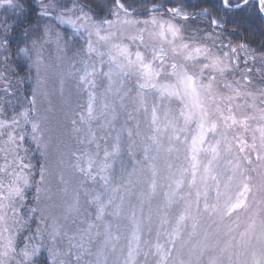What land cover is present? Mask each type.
Instances as JSON below:
<instances>
[{
	"label": "rangeland",
	"instance_id": "1",
	"mask_svg": "<svg viewBox=\"0 0 264 264\" xmlns=\"http://www.w3.org/2000/svg\"><path fill=\"white\" fill-rule=\"evenodd\" d=\"M33 1L31 8L35 7L36 24L21 32L23 43L16 50L27 61L32 72V82L29 77L24 79L30 85L29 97L26 94L27 86L20 83L12 89L5 82L4 77L10 67L6 57L11 51H8L3 41L12 23H15L10 19L11 16L21 13L19 9L0 6V122L5 125L0 128V168H4L6 163L8 165L7 172H0V182L4 184V188H0V195H7V187L14 178L8 173L21 172L29 180L28 185H20L23 199L14 197L0 201L6 206L12 204L16 209L13 212L12 208L6 207L0 213H6L5 221L0 222V251H3L9 238L14 242L16 237L26 233L24 242L28 244L29 250L34 245L40 247L38 256L34 258H44L48 264H59L68 259L64 255L68 241L63 233L75 234L79 241L78 230L87 229L89 223H94L100 225L99 229H92L94 242L91 251L94 255L85 256L84 260L95 261V253L101 249L104 237H96L94 233L97 230L103 233L104 226L108 224L111 232L120 239L114 251L111 248L103 250L101 259L106 257V264H125L129 241L133 240L134 233L140 239L131 264H156L158 256L154 254L155 245L165 242L167 237L163 233L171 231L177 218L185 214L189 219L184 221L183 240L188 242L183 248L181 242H177L171 260L184 259L187 264H209L210 260H216L217 264H253V254L255 259H259L264 253L259 229L260 221L264 219V193L259 188L264 181V159L257 160L256 157L258 154L264 157V151L259 149L258 131L264 127V119L261 118L264 116V98L260 96L261 91H264V54L255 53L245 44L214 30L217 26L213 23V28L210 27L206 10L191 14L178 7L167 9L160 5H148L137 10L128 8L126 4L123 9L117 10L116 3H111L110 8H107L110 11L108 16L99 19L77 0H56L55 3L53 0ZM21 2L25 5V13L27 3L25 0ZM41 3L49 5V16L38 14ZM170 9H178L180 14ZM60 14L65 19L76 20L77 27H83L77 31L71 24L60 23L55 19ZM185 15L188 19H184ZM102 20L114 23L109 26L101 24ZM168 25L177 30L175 36L169 31ZM97 27H100L101 35H115L110 36L108 41H101L95 34ZM88 32L92 33L91 37ZM89 40L95 49L90 54L87 52ZM33 41L37 42L35 47ZM114 44L127 47L128 58L121 56L113 48ZM198 47L202 50L198 58L195 61L186 59L189 54L196 56L194 50ZM21 48H28L29 51L20 52ZM231 48L237 51L232 53ZM137 51L142 53L145 63H151L153 69H159L163 61L164 67L170 72L171 64L175 63L177 71L187 69L190 74H196L198 85L211 83V93L220 104L224 116L229 114L227 109L231 106L237 119L247 118L248 130L244 131L240 125L226 128L223 120H220L218 131L215 134L207 133L203 144L197 143L198 151L193 161L192 140L200 135V129L196 119L185 124L180 115L182 110L188 111L184 105L191 106V100L186 99L182 103L178 97H170L166 92L161 94L165 85L169 86V90L175 88L182 91L183 86L176 77L162 74L151 81L157 85L156 88H140V84L145 81L138 65L126 67L123 73L128 74L114 75L111 83L103 75L110 67L115 69L116 63L127 65V59L135 62ZM224 52H229L230 60L223 57ZM110 54L116 57L115 62L110 61ZM205 56L208 59H204ZM216 58L222 59L227 65L225 71L221 73L218 68L209 67L201 77L199 74L203 65L211 64ZM85 61L95 65L97 73L96 88L93 89L96 95L95 120H87L88 93L79 84ZM245 76L250 82L245 81ZM229 84L231 88L226 87ZM233 89L240 94L237 96ZM33 96L35 105L31 103ZM229 96L234 97L230 102L227 100ZM201 99L214 111V104L206 99L203 89ZM105 105L108 106L106 109ZM153 108L157 116L155 125L152 123ZM25 111L29 113L30 122H25L21 115ZM81 115L85 116V122H81ZM13 118L19 124H12ZM32 122L39 125L36 131H33ZM228 123L231 124V121ZM9 134L15 138L14 143L8 142ZM153 135L157 137V143L149 139ZM174 135L180 139H172ZM34 136L36 139H33ZM117 136L119 155L109 158L108 162L112 165L109 169L112 184L120 185L121 191L106 210L104 221H96L95 205L88 201L96 192L103 191L101 182L90 180L79 171L77 164L86 167L84 153L99 151L100 155L96 159L102 160L104 150H112ZM253 136L256 137L257 149L254 151L246 147L245 152L241 153L239 139L251 144ZM217 140L220 141L219 156L212 160L211 173H206L205 166L211 159L210 151L206 150L215 145ZM245 156L251 159V164L244 160ZM237 162L241 163V170L252 177L249 181L252 193L247 209L226 216L223 215V207L229 196L235 199L240 182L239 172L229 179L233 177ZM21 163L29 167L21 171ZM193 163L197 164L195 183H192ZM212 176L217 179L213 180ZM177 182H182L179 187ZM206 190L208 212L204 211ZM28 192H32L30 196ZM217 192L220 193L219 198ZM77 197L80 211L70 212L69 206ZM213 204H218L220 211H212ZM117 212L118 215L115 214ZM192 217L195 218L196 229L189 239V234L193 233ZM252 219L256 220L257 227L246 232ZM54 228H59L61 233L55 244L49 235ZM29 230H32L31 236L27 235ZM158 232L161 233L159 238ZM29 237L32 239L27 240ZM205 243L208 247L202 256H189V250L199 251L200 245ZM25 244L19 250L15 248L21 257ZM49 249H54L55 255Z\"/></svg>",
	"mask_w": 264,
	"mask_h": 264
},
{
	"label": "snow or ice",
	"instance_id": "2",
	"mask_svg": "<svg viewBox=\"0 0 264 264\" xmlns=\"http://www.w3.org/2000/svg\"><path fill=\"white\" fill-rule=\"evenodd\" d=\"M56 0H53V3H55ZM117 10L123 9L125 6L120 2V0H115ZM221 4L225 10H233V9H241L243 7H246L250 4V0H221ZM2 5H7L13 9H19L20 13L23 14V10L25 8L24 3L21 2V0H0V6ZM256 5L258 6V10L261 13H264V0H256ZM40 12L38 13L42 17H47L50 15L49 12V5L41 3L40 5ZM169 11H172L173 13L179 15V10L178 9H170ZM56 20H58L60 23H67L71 24L74 28L79 31L80 27H83V25H80L77 27L76 20H73L71 18L65 19L63 14H60L55 17ZM77 19H80V17H77ZM184 19H188V16L185 15ZM155 23V21H153ZM101 24H107L111 26L114 22L111 20H102L100 22ZM213 25L217 27H222L219 21L213 20L212 21ZM169 31L172 32L173 36L176 35V29L172 25H168ZM47 31V30H46ZM99 40L101 41H108L110 36H114L115 33H110L108 35H101L100 34V27L96 28V33ZM89 37H91L92 33L88 32ZM57 39L59 40V33H57ZM132 39H135V37H132ZM4 44H7L8 41L5 39L3 41ZM36 41H33V46L35 47ZM185 48L188 47V45H184ZM224 47H228L227 45H224ZM241 48L244 47V45H240ZM113 48H115L119 54L125 58H128L129 52L127 47H123L119 44H114ZM95 49L92 46L91 40L88 41L87 44V52L90 54L94 51ZM20 52L27 53L29 51L28 48H21L19 49ZM195 53L197 54L196 56H193L189 54L186 59L189 60H196L198 56L201 54L202 50L201 48H196ZM230 51L232 53H235L237 51L236 48H231ZM99 55H103V53H98ZM136 60L135 62L132 61L131 59H127V65L123 63H116L115 64V69L109 68L108 72L103 73L105 77L108 78V80L112 81V78L114 75H120L123 73V70L127 68H132L134 65H138L139 68L142 70L140 72L141 77L144 79V83L140 84V88H156L157 85L155 83H151L154 79L160 77L162 74L163 75H170L174 76L177 78L178 82L183 86L182 91L176 90L173 88L172 90H169V86L165 85L163 90H162V95L166 92V94L170 97L175 96L178 97L181 102L183 103L186 99L191 100V106L188 104H185V108L188 109V111H181L180 115L184 118L185 124L191 122L193 119H196L198 122V127L200 129V135L198 137L193 138L192 140V148L191 151L193 153L192 160H196V153H197V143L203 144L205 141V136L207 133H212L215 134L218 131L219 128V122L220 120H223L224 126L226 128H231L233 125H240L244 131H247L249 128V125L247 124V118L245 119H237L236 116L233 113V110L231 106L228 107V115L224 116L223 110L220 107V104L217 102L216 97L212 95L211 93V83L208 85L204 84H197V75L196 74H190L187 69H183L182 71H177V65L175 63L171 64V71L169 72L167 68L164 67V62H160V67L159 69H153L151 66V63H145L144 57L140 51H137L135 53ZM223 57L229 58V52H224ZM155 59V57H154ZM204 59H208L207 56L204 57ZM110 61L115 62L116 57L111 56L110 54ZM220 65H223L220 67ZM209 67L211 68H218V70L223 73L225 69L227 68V65L224 64V61L220 58H216L213 60L211 64H204L203 68L200 70V76H203V72L205 69H208ZM91 68V71L89 70ZM248 71H251V69H248ZM127 75L128 73H123ZM97 75L96 73V68L95 65H89L86 61L84 62V70L83 74L79 76V84L83 86V90L87 91L88 93V103H87V120H95L97 119L96 115L94 114V103L96 100V95L93 89L96 88V81H95V76ZM212 79H215V77H212ZM245 81H249V78L247 76L244 77ZM226 87L231 88L232 85H226ZM201 89L204 90L206 93V99L211 100L212 103L214 104V111L210 108H208L204 102V100L201 99ZM233 91L236 93L238 96L240 93L238 90L233 89ZM251 95V93H249ZM260 96L264 98V91H261ZM234 97L229 96L227 97V100L230 102ZM221 100L224 99V97H220ZM33 105H35L36 100L35 96H33V99L31 101ZM105 109L108 107L107 105L104 106ZM195 109L196 111H194ZM25 122H30L28 117L29 113L28 111H25L21 114ZM264 119V116L261 117ZM81 122H85L86 118L85 116L81 115ZM228 121H231V124L228 123ZM157 122V116H156V109H152V123L155 125ZM12 124H19V121L13 118L11 121ZM75 123V121L73 122ZM111 124V121L108 122ZM5 125L3 122H0V128H3ZM32 128L33 131H36L39 128V125L35 122H32ZM158 130V128L156 129ZM182 130V129H181ZM206 130V131H205ZM260 132V137H259V149L261 151H264V127H261L258 129ZM131 135V133H129ZM172 139L179 140L178 135H174L171 137ZM21 140H23V136L20 137ZM33 139H36L34 136ZM94 139V137H93ZM154 143H157V137L155 135L149 137ZM239 139V137H237ZM11 143L15 142V138L9 134V141ZM92 141L90 140L89 143ZM219 144L220 141L217 140L216 144L213 145L209 150L211 153V159L208 160V164L205 166L204 171L206 173H211V164L212 160L216 159L219 156ZM239 151L241 153L245 152V148H251L252 150L257 149V144H256V137L253 136L252 143L249 144L247 140L244 139H239ZM97 149H99V144L96 145ZM120 151V145H119V136L116 138V143L113 144L112 150L109 151L107 149L104 150L103 152V159L100 161H97L96 157L100 155L99 151H97L94 154H88L84 153L82 154L84 156L85 160V166H81L79 163L77 164V168L79 169L80 172L84 173L90 180L93 182H101V186L103 191L96 192L95 195L91 196V199L88 201L89 204L95 205L96 208V213H95V220L96 221H104V216L106 213V210L109 208L110 205L113 204L114 200L116 199V194L121 191V186L120 185H113L112 184V177L109 174V169L112 167V165L108 162L109 158H115L116 156L119 155ZM147 153V149L145 150ZM7 160V158L5 157ZM257 160L264 159V157H261L259 154L256 157ZM244 160L247 161L248 164H251L252 161L248 156L244 157ZM7 163L4 168H0V172H7ZM21 171L23 168L29 167L26 164L20 165ZM194 171H193V181L192 183H195V169L197 167L196 163H193L192 165ZM95 168V172L93 169ZM242 165L240 162H237L236 165L234 166V171H233V177H230L229 179H233L237 172H239L240 176V182L238 185V191L236 193L235 199L233 200V197L229 196L226 204L223 207V215L226 216H231L233 213L237 212L238 210H243L248 208V199L249 195L252 193V187L250 186L249 181L252 180V177L249 175L245 174V171L241 170ZM9 175L13 176L12 182L8 185L7 187V195H0V201L3 200H11L14 197H19L23 199V188L20 186L21 183L23 185H28L29 180L27 176H24L21 174V172H11L8 173ZM41 180L44 179L43 176V170H41ZM213 180H216V176L211 177ZM180 183L182 182H177V187L180 186ZM0 188H4L3 182H0ZM155 188V183L153 182V189ZM260 191L264 193V181L259 186ZM39 191V189H37ZM199 196V193L197 194ZM220 193L217 192V198H219ZM205 197V205H204V211L208 212L209 211V204L207 203L208 200V192L207 190L204 193ZM121 200H123V197H120ZM264 203V201H262ZM198 206V202H197ZM6 207L12 208V211L15 212L16 209L12 206V204L5 205L3 202H0V213L4 212V209ZM211 210L216 212L220 211V208L218 204H213L211 205ZM69 211L70 212H75L79 213L80 207H79V198L74 201L72 205L69 206ZM118 215L119 213H115ZM255 215V214H254ZM6 218V213L5 214H0V222L5 221ZM186 219H189V216L185 214H181L177 220L175 226L172 228L171 231H165L163 233L164 236L167 237L165 242L163 244L157 243L155 245V255L158 256V259L156 261V264H187V262L184 259H179V260H171L173 257V250L177 248V242H181V248H183L184 244H186L188 241L183 240V228H184V221ZM193 219V233L189 234V239H191V236L195 234V229H196V221L195 218L192 217ZM166 223V221H165ZM100 225L94 224V223H89L87 229H82L78 230L79 233V241H77V236L75 234L73 235H68L67 232H64L63 235L67 237L68 241V248L67 251L64 253L65 256L68 257L67 260L60 261L59 264H81L83 261V264H106V257L104 260L101 259V255L103 253V250L106 248H111L113 251L116 249V243L119 241L120 237L118 235H114L110 228L111 226L106 224L104 226V231L101 233L99 230H97L94 235L96 237H99L103 235L104 239L102 242V247L99 251L95 253L96 260L95 261H86L84 260L85 256H92L94 253L91 251V246L93 245V228L99 229ZM257 227V223L255 219H252L251 223L248 225V228L246 229V232L248 231H253ZM259 229H260V239L262 242H264V219H261L260 224H259ZM7 231V229H4ZM39 231V230H38ZM229 231L231 229L229 228ZM51 240L55 244L57 241V237L61 235L60 229L59 228H54V230L49 234ZM161 235L160 232L157 233V237L159 238ZM241 235H244L243 233ZM27 240H31L32 238H26ZM139 236L136 235L135 233L133 234V240L129 241V250H128V258L125 261V264H131V262L134 259V254L137 252V249L139 248ZM133 241L135 244L133 245ZM208 245L202 244L199 247V251H192L189 250V256H202L204 251L207 249ZM76 250L75 252L73 250ZM16 251L13 240L12 238H9L7 240V243L4 245L3 251H0V264H10V260L14 259V257L11 256L12 253ZM40 252V247L38 246H32L31 249L29 250L28 244H25L24 249L21 252V255L23 256L24 260L29 262L31 264L32 260L34 257L38 256ZM49 252L55 255L54 249H49ZM254 259H253V264H264V253L261 254L259 259H255V254ZM74 257V260L72 259ZM209 264H217L216 260H210Z\"/></svg>",
	"mask_w": 264,
	"mask_h": 264
},
{
	"label": "trees",
	"instance_id": "3",
	"mask_svg": "<svg viewBox=\"0 0 264 264\" xmlns=\"http://www.w3.org/2000/svg\"><path fill=\"white\" fill-rule=\"evenodd\" d=\"M77 1H80L83 6L94 14V17L99 19L107 17V14L110 12L107 8H110L111 3H115V0ZM25 2L27 3V11L19 16L13 15L10 18L15 21V23H12L13 25L10 27V32L5 37L8 41L6 47L8 51H11V54L9 52L6 57L8 60L6 63L9 64L10 67L8 66L9 69H7V75L4 78L7 80H5V82L8 83L9 88L17 87L20 83L25 87L27 86L28 90L26 89V94L29 97L30 85L28 82H24V79L29 77V81H31L32 72L29 69L27 61L16 53V50L23 43L21 40V32L30 29L36 24L34 18L36 15L35 7L31 8L34 1L25 0ZM120 2L126 4L128 8H135L137 10L146 8L148 5H160L167 9L178 7V9L191 14L206 10L208 11L210 27H212V20H217L222 24V27H212L214 30L222 32L224 35H227L226 37L236 42L245 44L255 53L264 54V16L259 12L255 0H250V4L246 7L233 10H225L221 4V0H120ZM194 20L197 19L194 18ZM194 20H191V22ZM31 193L32 192H28V196H30ZM32 199L33 198H31L29 202H31ZM31 234L32 230H29L27 235L31 236ZM25 235L26 233L21 234L20 237H16L13 242L14 247L18 250L20 246L25 244ZM11 256L14 257V259L10 260V264H29V262L23 260L19 252L15 251ZM34 261L38 264H48L44 258H34L31 264H34Z\"/></svg>",
	"mask_w": 264,
	"mask_h": 264
},
{
	"label": "water",
	"instance_id": "4",
	"mask_svg": "<svg viewBox=\"0 0 264 264\" xmlns=\"http://www.w3.org/2000/svg\"><path fill=\"white\" fill-rule=\"evenodd\" d=\"M261 13V12H260ZM264 16V13H261Z\"/></svg>",
	"mask_w": 264,
	"mask_h": 264
}]
</instances>
